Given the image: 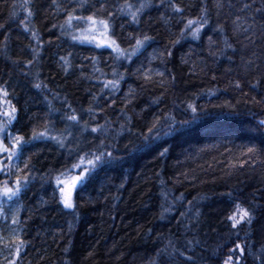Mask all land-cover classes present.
Here are the masks:
<instances>
[{
	"label": "trees",
	"instance_id": "16d2710c",
	"mask_svg": "<svg viewBox=\"0 0 264 264\" xmlns=\"http://www.w3.org/2000/svg\"><path fill=\"white\" fill-rule=\"evenodd\" d=\"M19 2L0 0V24L5 25L0 29V47L7 32L8 55L21 62L13 65L0 55V84L8 81L5 86L9 90V98L19 110L15 127L30 136L32 126L39 129L40 122L48 114L49 101L57 129L63 127L59 117L70 111L66 107L68 104L84 119H89L84 110L90 104L94 111L104 107L105 111L97 120L91 121L90 126L110 122L109 133L102 138L106 148L120 160L102 170L97 169L94 179L76 189L74 209L70 212L59 203L58 191L54 194L55 184L42 185L41 182V177L48 173L55 176L57 170H63L70 159L67 152L55 143L45 141L37 142L31 150L35 155L25 154V159L31 155V166L37 178L18 202L20 220L26 221L21 225V236L27 244L17 264H150L156 259L158 248H163L169 240L179 249L186 247L187 240H199V247L192 253L197 264H222L228 254L225 245L237 242L226 220L236 201L248 207L259 205L260 210L250 230V242H254L257 248L264 244V164L256 168L239 167L243 159L241 149L250 143H258L264 137V133L254 130L258 120L264 119V104H246L245 99L251 101L253 93L248 97L242 95V92L249 91L247 85L254 82V76L264 74V39L257 34L253 37L256 43L252 45L243 36H233L235 9L225 7L217 15L214 0H205L210 22L202 30L201 38L181 39L175 47L171 42L179 37L184 21L177 23L174 18L165 25L159 19L165 9H149L138 27L153 40L132 62H119L118 71L125 73V79L121 82V90L111 98L116 100V104L107 108L110 101L93 103L92 94L99 95L100 85L96 78H106L101 76V72L110 78V66L114 63L110 58L111 50L98 49L94 43H74L59 28L65 15L63 6H71L75 0H67V3L57 0L61 5L59 11L52 0H34L33 26L43 47L38 62L27 69L23 65L31 58L28 46L34 42L30 39L31 33H24L19 26L23 13L12 18L13 5ZM107 2L115 11V6L123 0ZM176 2L184 8L183 15L187 18L200 14L201 0ZM259 3L260 0H256L257 6ZM87 11L93 9H87L85 14ZM166 15L172 14L167 12ZM217 24L224 27L225 36L237 49L232 62L223 58L216 62L209 55V36L216 41L213 50L223 46V37L214 31ZM112 26L118 41L127 47V36L137 26L130 25L125 17L119 15L113 18ZM245 44H248L246 49L243 48ZM167 49L173 52L171 58L165 55L164 63L160 60L148 63L154 50L166 52ZM253 52L261 57L256 60L259 67L255 72L246 73L241 67L240 57L243 54L246 59H255ZM62 56L70 62L67 74L63 71ZM92 57H96L95 67L101 72L94 71ZM182 58L188 63H183ZM149 67L154 71L167 70V79L174 76L175 80L168 85L155 83L142 88L144 82L138 78L136 70ZM229 67L231 72L227 71ZM24 71L29 72L27 77L23 75ZM213 75L216 79H212ZM154 79L158 81L160 78ZM236 79L241 81L242 90L230 86V82ZM40 81L47 85L46 89L32 87L33 83ZM130 88L135 90L136 98L121 114L119 109L123 107L124 94ZM257 91L264 95V81ZM156 97H161V100L153 104ZM189 104L196 108L195 119L188 109ZM124 115L131 117L132 123L121 129ZM155 117L161 120L173 117L175 127L180 130L162 137L142 151H135L134 146L142 143L140 131H146L147 123ZM182 121L191 123L181 126ZM85 136L87 139L80 138L84 150L96 151L101 138L93 139L90 133H85ZM164 148L168 152L160 157L159 152ZM20 167H23V161ZM184 173H187V178ZM15 176L13 170L7 179L14 181ZM229 192L233 194L231 200L226 195ZM164 193L168 195L167 201ZM181 194L183 198L176 199ZM162 204L171 206L163 219ZM248 231L244 226L240 236L244 237ZM181 262L180 257L175 260L161 258L159 264ZM246 264H254L251 257Z\"/></svg>",
	"mask_w": 264,
	"mask_h": 264
},
{
	"label": "snow or ice",
	"instance_id": "6c2138e0",
	"mask_svg": "<svg viewBox=\"0 0 264 264\" xmlns=\"http://www.w3.org/2000/svg\"><path fill=\"white\" fill-rule=\"evenodd\" d=\"M52 4L56 6L57 11L61 8V5L57 3V0H52ZM15 11L12 12V18L15 19L22 12V18H19V26L24 33H31L30 39L34 44L29 45L31 50V58L23 65L25 69L29 66H33L35 62H38V58L41 56L42 42L37 29L33 26V18L35 16L34 0H20L18 4L13 5ZM65 9V15L63 22L59 24V28L62 34L67 35L74 43H88L95 44L96 48L110 49V58L114 61L111 65L110 78H107V74L101 72V69L95 67L97 60L96 57H92L93 67L95 72H101V76L106 78H96L97 84L100 85L99 95L92 94V102L97 103L100 100L110 101L106 104L107 108H113L116 104L115 99H111L116 96L121 90V82L125 79V73L118 71V65L121 61L132 62L134 57H138L143 54V51L148 46L149 42L153 40V37L145 32L139 30V25L142 22L144 14L152 8L165 9V13H161L159 19L167 25L172 19L176 18L177 23L184 21L180 28L179 37L173 40L172 46L180 43L181 39L190 37L192 40H199L201 38L202 30L209 25V9L205 3V0H201L200 14L195 18H187L183 15L184 8L181 7L176 0H123L122 3L115 6V11L111 10L107 0H75L74 3L63 6ZM214 7L217 10V15L225 7L232 10L235 9V19L232 21L233 36L239 38L243 36L244 40H247L249 44L254 45L256 41L253 37L257 34L259 38L264 39V0H260L259 6L256 5V0H214ZM87 9H93V11H87ZM170 12L172 15H166ZM119 15L125 17L130 25H136L137 29L130 32L127 36L128 46L124 47L118 41L114 35L112 26L113 18ZM57 27V25H53ZM123 28V25H121ZM5 25L0 24V29H4ZM214 31L219 32L223 37L222 47H217L213 50V44L216 41L213 37L209 36V55H211L216 62L221 58L233 61L234 55L237 53V49L230 42V39L225 36L224 27L217 24ZM8 35L5 32V39L3 46L0 47V55L4 59L9 60L13 65H19V60H12L8 55ZM134 41V43H133ZM248 44L243 45V48H247ZM243 53V49H241ZM168 58L173 56L171 49L156 51L150 54L148 63L151 64L153 60H160L164 63V57ZM252 57L245 58L241 54V67L248 72H255L259 65L256 64L257 59H261L255 52L252 53ZM64 61L63 71L65 74L68 72L69 61L66 57H60ZM183 63H188L187 59L182 58ZM255 66V67H254ZM203 71V69H201ZM227 71L231 72L229 67ZM138 78H142V88L159 83L161 85H168L175 80L173 76L171 80L167 79V70L156 69L155 71L149 67L147 70L138 68L136 70ZM24 76H28L29 72L24 71ZM39 76V72L36 73ZM154 77H159L157 81ZM92 79V77H88ZM212 79H216L215 75ZM254 82L248 83V92H242L244 97H248L249 93H253L251 101L245 99V103L264 104V95L258 93V88L264 81V74L254 76ZM4 84H0V173H2L6 179L0 181V217L5 220L8 218V214L11 213V225L14 226L11 231L12 244L14 248L8 249L12 253V259L8 261V264H17V261L21 258V255L25 249L27 241L22 239L21 233L23 228L20 220V209L18 202L21 197L28 190L29 186L36 180V176L31 166V155H35V152L31 150L36 147L37 142L51 141L55 143L60 149H64L67 152L69 163L66 164L63 170H57L55 176L48 173L46 177H41L43 184H55V191H59L60 200L59 203L63 205L65 209H72L73 204V191L80 185L94 179V173L97 169H103L105 166H112L120 157L113 153L110 149L106 148L104 139L109 133L108 124L106 121L104 124L96 123L94 126H90L91 121L97 120L98 116L105 111L104 107H100L99 111H94V108L90 106L85 109L89 114V119H84L75 108L70 104L66 105L70 111L63 112L60 115L59 120L63 123V127L57 129L56 121L54 120V113L49 101L48 114L40 122V128L33 125L31 128V135L26 136L15 127L18 122V107L9 98L10 93L8 88ZM230 86L237 90H242L243 85L239 79L230 82ZM32 87L37 90L46 89L47 85L42 81L35 82ZM165 91L167 88L165 87ZM136 98V92L134 89H129L124 94L122 103L123 107L119 109L121 114H124L129 105H131ZM161 97H156L152 103H159ZM188 109L193 113V118L196 116V108L189 104ZM132 119L126 115L123 116V122L120 123V128L131 125ZM191 123V121H182L181 126ZM176 121L173 117H164L163 120L159 117L153 118V120L146 125V131L143 129L140 131L142 143L134 146L135 151H142L150 144L162 137L178 132L180 129L175 127ZM42 129V130H41ZM254 130L264 133V119H260L257 125L254 126ZM131 132V128H129ZM85 133H90L95 138L100 139V147L96 151L87 152L84 150L80 143V138L85 136ZM121 133H117L119 135ZM168 152L167 148H164L159 152L160 157H164ZM31 153L25 159V154ZM73 153L75 156L73 157ZM241 156L243 157L240 168L245 165L256 168L257 166L264 164V137L258 143H250L241 149ZM23 161V167H20V163ZM235 167V165H233ZM13 170L16 173L15 180L9 181L7 177L12 175ZM158 175V174H157ZM187 178V173L183 174ZM231 200L233 194L231 192L226 194ZM164 200L167 201V193L163 194ZM183 194L176 199H182ZM161 219L164 218V214L170 212L171 206L165 207L161 205ZM260 210L259 205L255 207H248L242 205L241 202H234V210L226 216V220L232 230V235L236 237V241L233 245L228 246V254L222 260V264H246L248 257H251L254 264H264V244L260 247H255L254 242L251 241V226L256 219V213ZM181 215H185L181 213ZM247 226L249 231L244 237L240 236L241 229ZM4 240L3 235H0V241ZM199 240H187L186 247L179 249L176 244L171 240L163 248H158L156 253V259L151 261L150 264H159L161 258H171L175 260L176 257L182 258L181 264H197L196 258L192 255L194 250L199 247ZM238 253V254H237ZM216 253H214L215 255Z\"/></svg>",
	"mask_w": 264,
	"mask_h": 264
},
{
	"label": "rangeland",
	"instance_id": "374dc122",
	"mask_svg": "<svg viewBox=\"0 0 264 264\" xmlns=\"http://www.w3.org/2000/svg\"><path fill=\"white\" fill-rule=\"evenodd\" d=\"M62 2L67 3V0H62ZM118 4H120V3H118ZM1 174L2 173H0V175ZM0 177H2L1 179H6V177L3 175ZM1 179H0V181H1ZM75 191L76 190L73 191V197H72L73 204H74ZM57 193H58L59 200H60L59 191ZM73 209H74V207L72 209H67V210L71 212V211H73ZM10 221H11V213L8 214L7 220H5L3 217H0V226L3 227V228L1 227V229H0V235H3V237H4V240L0 241V264H8V261L10 259H12V253L8 249H11L14 247V245L11 242L12 241L11 231H12V228L14 226L11 225ZM1 231H4V232H1Z\"/></svg>",
	"mask_w": 264,
	"mask_h": 264
}]
</instances>
